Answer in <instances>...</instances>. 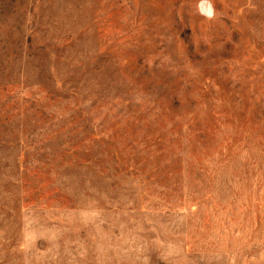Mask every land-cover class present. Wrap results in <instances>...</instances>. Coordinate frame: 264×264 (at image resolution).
<instances>
[{
    "label": "rangeland",
    "instance_id": "1",
    "mask_svg": "<svg viewBox=\"0 0 264 264\" xmlns=\"http://www.w3.org/2000/svg\"><path fill=\"white\" fill-rule=\"evenodd\" d=\"M0 0V264H264V0Z\"/></svg>",
    "mask_w": 264,
    "mask_h": 264
},
{
    "label": "clouds",
    "instance_id": "2",
    "mask_svg": "<svg viewBox=\"0 0 264 264\" xmlns=\"http://www.w3.org/2000/svg\"><path fill=\"white\" fill-rule=\"evenodd\" d=\"M198 13L209 21L217 18V10L213 0H198L197 4Z\"/></svg>",
    "mask_w": 264,
    "mask_h": 264
}]
</instances>
